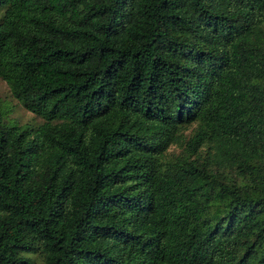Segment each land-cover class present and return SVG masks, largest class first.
Segmentation results:
<instances>
[{
	"label": "trees",
	"instance_id": "1",
	"mask_svg": "<svg viewBox=\"0 0 264 264\" xmlns=\"http://www.w3.org/2000/svg\"><path fill=\"white\" fill-rule=\"evenodd\" d=\"M0 78V264H264V0H0Z\"/></svg>",
	"mask_w": 264,
	"mask_h": 264
},
{
	"label": "rangeland",
	"instance_id": "2",
	"mask_svg": "<svg viewBox=\"0 0 264 264\" xmlns=\"http://www.w3.org/2000/svg\"><path fill=\"white\" fill-rule=\"evenodd\" d=\"M0 121L5 124L15 123L19 126H35L41 119L34 115L33 113L26 110L22 105L13 98L5 82L0 78ZM189 129L186 130V132ZM179 147H175L174 144L168 146L167 150L171 153H178ZM224 177L229 179H235L234 175L229 172V174H224ZM166 264V263H161Z\"/></svg>",
	"mask_w": 264,
	"mask_h": 264
}]
</instances>
